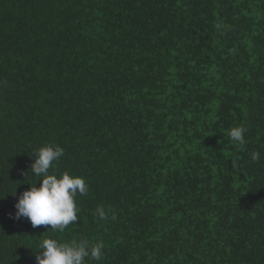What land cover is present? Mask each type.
<instances>
[{
  "label": "trees",
  "instance_id": "1",
  "mask_svg": "<svg viewBox=\"0 0 264 264\" xmlns=\"http://www.w3.org/2000/svg\"><path fill=\"white\" fill-rule=\"evenodd\" d=\"M48 144L89 185L63 232L15 218ZM47 238L102 243L87 264H264V0H0V264Z\"/></svg>",
  "mask_w": 264,
  "mask_h": 264
},
{
  "label": "clouds",
  "instance_id": "2",
  "mask_svg": "<svg viewBox=\"0 0 264 264\" xmlns=\"http://www.w3.org/2000/svg\"><path fill=\"white\" fill-rule=\"evenodd\" d=\"M246 129L242 126L231 128L229 136L234 144L244 146ZM31 165L32 173L41 177L37 183L25 190L15 204V218H27L33 228L50 226L54 231L63 232L69 225L78 222L77 196L87 195L89 185L86 179L78 175L63 172L56 173V164L64 155L60 145L48 144L34 153ZM254 162L260 160V152L251 154ZM51 170V171H50ZM96 214L100 220L108 218L103 206H98ZM42 251L36 255L37 264H87V261L99 262L104 256L102 243H91L86 239L60 242L54 238L44 239L40 245Z\"/></svg>",
  "mask_w": 264,
  "mask_h": 264
}]
</instances>
